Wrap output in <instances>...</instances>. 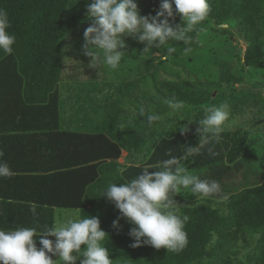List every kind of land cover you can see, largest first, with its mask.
I'll return each mask as SVG.
<instances>
[{
  "label": "trees",
  "instance_id": "trees-1",
  "mask_svg": "<svg viewBox=\"0 0 264 264\" xmlns=\"http://www.w3.org/2000/svg\"><path fill=\"white\" fill-rule=\"evenodd\" d=\"M209 2V16L202 26L189 33L188 44H170L176 51L166 52L159 68L153 64L158 59L152 56L155 50H150L147 58L142 59V73L137 79L77 83L69 88L68 96L62 97V44L71 33L82 37L91 24L86 18L85 0H0V8L7 11L11 23L8 31L16 37L11 55L0 51V114L12 115L16 131L35 133L21 137L25 141L22 150L46 159L45 165L20 168L18 177L50 186L52 200L35 201L38 206H45L37 209L50 214V227L53 208L80 209L81 216L99 217L100 227L109 237L105 241L109 257L127 258L135 264H264V179L229 195L227 201L213 197L185 201L179 211L190 217L185 225L188 245L178 253L143 244L132 248L134 240L128 233L133 225L122 218L119 229H114L113 221L120 214L114 204L101 198L109 183L127 182L146 166H151L150 173L159 171L160 162L170 158L169 153L179 157L183 147L197 145L196 130L181 134L179 122L165 117L169 111L166 101L173 97L190 109L206 104L218 107L227 102L233 115L252 106L264 114V0ZM137 3L142 16H155L161 0ZM208 22L221 35L228 31L220 25H233L247 44L242 64L251 70L248 76L258 93L233 89L242 79L225 62L218 64L214 79L206 82L219 91L212 99L208 91L194 89L189 81L170 70L171 66H180L174 58L186 52L185 48H192ZM173 23L182 21L176 16ZM161 72L172 79H160ZM228 87L230 91L223 90ZM141 109L161 119L149 127L146 115H140ZM190 116L188 111L184 119ZM247 137L241 130L226 133L225 150L211 143L206 145L199 155L184 162L187 172L205 168L219 179L221 164L237 162ZM208 148L215 155L209 154ZM121 152L126 153L130 163L119 162ZM142 156L143 163H134ZM121 168L125 169L123 173ZM247 250L250 251L244 261L233 263L240 251Z\"/></svg>",
  "mask_w": 264,
  "mask_h": 264
},
{
  "label": "clouds",
  "instance_id": "clouds-1",
  "mask_svg": "<svg viewBox=\"0 0 264 264\" xmlns=\"http://www.w3.org/2000/svg\"><path fill=\"white\" fill-rule=\"evenodd\" d=\"M86 18L91 20L83 34V54L89 58L90 68L100 69L107 65L111 69L120 67L127 55L124 37L132 38L145 47L143 52L157 50L176 42L188 44L189 33L202 26L210 12L209 0H161L155 16H142L137 0H85ZM179 16L182 24L173 23ZM11 27L6 10L0 8V51L13 53L16 37L8 30ZM227 28V23L220 25ZM185 48V51H190ZM176 51L175 46L166 48L167 54ZM172 113L184 108L182 101L175 97L166 101ZM146 115V123L152 127L161 117L155 113L140 110ZM230 105L225 102L209 106L203 116L196 121L198 143L183 147L182 156H173L160 162L161 170L149 172L146 166L135 178L123 183H109L101 198L114 204L119 216L113 221V228L119 229V220L125 219L133 225L128 235L134 240L132 248L143 245L167 252H180L188 245L185 225L188 215L180 213L173 197L182 194L181 189H190L194 196L217 197L227 201L221 184L216 180L200 179L187 173L184 162L199 155L210 143L219 142L221 134L229 126ZM191 123L192 121H188ZM181 134L188 127L179 128ZM215 155L212 148H208ZM3 157V152H0ZM121 173L124 168L119 169ZM15 173L9 164L0 159V178H11ZM38 205L31 202L30 212L37 215ZM78 209L57 217L53 226L46 227L37 239V228L18 227L0 229V264H113L109 249L105 247L108 234L101 229L98 216H88ZM55 237V240L49 239ZM41 247L37 248L36 241ZM83 246V249H82ZM58 257L53 260L52 257Z\"/></svg>",
  "mask_w": 264,
  "mask_h": 264
},
{
  "label": "rangeland",
  "instance_id": "rangeland-1",
  "mask_svg": "<svg viewBox=\"0 0 264 264\" xmlns=\"http://www.w3.org/2000/svg\"><path fill=\"white\" fill-rule=\"evenodd\" d=\"M90 26V25H89ZM87 26V27H89ZM228 33L221 35L218 29L208 22L206 29L200 33L190 51L183 52L174 60L180 66H171L170 70L177 73L182 79L189 81L194 85V89L206 90L214 98L218 90L206 84L207 81L214 79V75L218 72V64L221 62L228 63L233 68L235 76L240 77L242 82L234 85L233 89L240 92H252L256 94L258 89L254 88L253 81L249 78L247 69L242 64V58L247 48V44L239 37L235 27L231 25L226 28ZM264 40V38H263ZM126 47V56L117 69H111L107 65L102 66L99 70L90 68L88 65L90 60L83 54L82 45L84 44L83 36L71 33L65 37L62 44V53L64 55V67L62 72V80L60 82V94L62 97L69 95V88L74 87L77 83H86L95 81L101 83H122L123 79L132 81L137 75L142 73L139 68L142 67V59L147 58L149 51L143 52L144 45L138 41L124 37ZM264 42V41H263ZM170 45V44H169ZM166 45L161 49L152 52V56L158 59L153 61V64L159 68L160 62L166 58ZM264 47V46H263ZM172 79L167 74L161 72L160 79ZM229 88H223L228 92ZM230 91V90H229ZM209 107L206 104L203 107L192 108L184 105V108L178 113H172L169 109L165 117L173 119V122L178 121L181 127L187 126L189 131L196 130L198 121L204 114V110ZM190 111L191 116L188 120L184 119V115ZM69 117L65 115V118ZM262 119V120H261ZM188 121H192L189 123ZM165 124V122H164ZM163 124V126H164ZM229 126L221 134L219 142L211 143L215 148L221 151L225 150V134L241 130L247 133L248 137L243 148V152L237 162L233 165L221 164V174L219 179H216L213 174L205 168L187 172L190 175H195L200 179L216 180L221 184L222 192L226 195H231L239 192L242 189L252 187L261 183L264 179V114L257 106L245 109L241 114L230 116ZM145 158L139 157L134 163L141 164ZM120 163H128L127 157L119 159ZM182 194H177L173 197L175 203L182 207L185 201H196L201 196H196L190 193V189H181ZM219 199L217 197H213ZM247 251H240L238 258L234 262L244 261Z\"/></svg>",
  "mask_w": 264,
  "mask_h": 264
},
{
  "label": "crops",
  "instance_id": "crops-1",
  "mask_svg": "<svg viewBox=\"0 0 264 264\" xmlns=\"http://www.w3.org/2000/svg\"><path fill=\"white\" fill-rule=\"evenodd\" d=\"M3 88L0 85V91ZM2 92H0L1 96ZM12 115L0 114V152H3V159L7 162L15 173L11 178H0V229L9 230L18 227H35L37 228V239L39 234L46 227H50L49 216L47 211L42 209H36L37 215L33 216L30 210L23 207H29L31 202L37 201H51L52 190L47 183H41L40 181H34L26 178H19L18 171L20 168H41L45 165L43 158L40 156H30L23 151V138L24 136H30L35 133L32 131L19 132L14 129L16 121H13ZM39 133H37L38 135ZM121 157H126L125 152H121ZM129 160V159H128ZM130 163V160L129 162ZM29 175V174H27ZM39 175V174H32ZM38 203V202H35ZM40 205V204H37ZM45 207V206H38ZM75 209H63L53 208L52 209V226L56 221L57 217H63L67 213L76 212ZM26 216L27 218L23 217ZM41 216V217H40ZM40 217V218H39ZM49 239L55 240V237H49ZM37 248L41 247L39 241H36ZM113 260V264H135L127 258L120 257H109ZM53 260L58 257L53 256ZM77 259V264L79 260ZM137 264V263H136ZM139 264V263H138Z\"/></svg>",
  "mask_w": 264,
  "mask_h": 264
}]
</instances>
